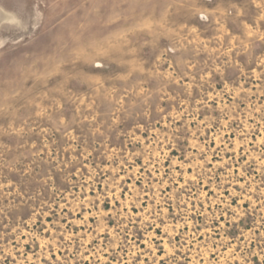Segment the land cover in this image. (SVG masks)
Here are the masks:
<instances>
[{
	"label": "rangeland",
	"instance_id": "obj_1",
	"mask_svg": "<svg viewBox=\"0 0 264 264\" xmlns=\"http://www.w3.org/2000/svg\"><path fill=\"white\" fill-rule=\"evenodd\" d=\"M0 264H264V0H0Z\"/></svg>",
	"mask_w": 264,
	"mask_h": 264
}]
</instances>
